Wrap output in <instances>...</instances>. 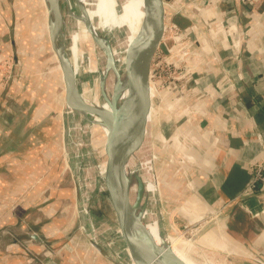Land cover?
<instances>
[{"label":"crops","instance_id":"0c3cea01","mask_svg":"<svg viewBox=\"0 0 264 264\" xmlns=\"http://www.w3.org/2000/svg\"><path fill=\"white\" fill-rule=\"evenodd\" d=\"M163 1L165 16L190 39L171 49H186L187 88L165 89L161 115L143 139L157 203L151 148L169 224L209 218L201 241L217 262L264 264V173L258 188L245 193L264 158V5ZM15 109L0 116V264H111L81 234H65L71 213L50 226L57 204L43 196L57 187L41 184L44 166L35 149L50 110Z\"/></svg>","mask_w":264,"mask_h":264},{"label":"rangeland","instance_id":"374dc122","mask_svg":"<svg viewBox=\"0 0 264 264\" xmlns=\"http://www.w3.org/2000/svg\"><path fill=\"white\" fill-rule=\"evenodd\" d=\"M71 3L73 5L74 0H71ZM137 5V10L134 13L139 20V12L141 17L143 16L142 0H138ZM64 8L63 5L65 23L75 22L73 18L65 14ZM175 20L174 17L167 15L164 18V23L167 26ZM94 24H96V20H94ZM47 25L48 12L44 0H0V28L3 26L7 28L5 35L0 33V38L4 36L3 46L0 44L2 46L0 48V116L5 114L2 112L6 109L7 112L9 109L16 111V106L22 108H29L31 105L38 108L43 106V110H50L47 118H44L47 121V126L42 127L39 131L40 133L36 136L39 145L35 146L36 150L40 149L37 157L39 162L41 157L42 167L44 166L43 176L40 177L41 184L50 183L57 187V189H52L51 192L43 196V199L49 198L50 203L56 202L57 204L56 209H53V205L51 208V211L54 212L50 226H56V223H60L71 213L69 227L65 230L66 235L79 233L87 241L94 237L104 240L102 235L108 239L109 236L107 235H115L116 219L101 174L106 160V136L99 125L93 123L88 127L87 130L91 135L88 137L87 148L89 163L81 160L80 166H78L79 160L76 158L79 157L74 158L75 155H72L73 153H70L67 148L69 145V121L64 100V83L56 57L50 47ZM114 31L111 37L107 36V38L111 48L118 49L124 43L127 31L124 27ZM98 32L101 34L100 31ZM165 40L171 43L168 41L169 39ZM64 42L69 43V41ZM161 48L164 50V45ZM99 51L101 52L91 37L80 35L77 90L87 97L89 103L102 101L103 91L100 90V79L97 80L95 72L98 59L102 58L101 55V57L98 56ZM121 57L123 58V54ZM156 64L157 60H155L153 67ZM161 84L162 82L155 83L159 95L155 91L152 92L151 122L156 120L153 116L160 117L164 106L166 92H164V88H159ZM19 85L22 86V89L18 87ZM12 88L16 89L19 94L15 96ZM2 92L5 95H1ZM90 118L91 114L76 112L75 120L79 129L83 122H87ZM11 120L15 121V119ZM158 120L162 121L164 117ZM159 126H162L161 123ZM151 156L153 157V154ZM47 158L49 160L45 166ZM152 162L154 167L153 158ZM89 166L93 170L94 177L86 179L87 173H85L84 168ZM154 176L159 195L158 216H160L161 221H159L158 227L160 234L165 240H176V246L197 264H225L224 262H217L216 260L219 258L216 259L212 255L213 253L210 254L209 246L202 244L201 234L209 229V223H207L209 218L199 220V222L194 221L189 225L172 226L171 223L169 224L170 217L166 213L167 210L163 208L160 176L157 177L156 174ZM86 183L88 186L90 185L91 189L90 202L86 211L93 221L88 230L83 227L81 218V193L78 202L75 198V190L80 192V186L86 185ZM43 219L44 222L45 218L43 217ZM185 226L187 229L184 228Z\"/></svg>","mask_w":264,"mask_h":264},{"label":"water","instance_id":"95a60500","mask_svg":"<svg viewBox=\"0 0 264 264\" xmlns=\"http://www.w3.org/2000/svg\"><path fill=\"white\" fill-rule=\"evenodd\" d=\"M44 2L48 12V38L62 74L66 106L75 112L97 115L104 120V124L99 125L106 129L103 183L115 215L116 224L125 239L132 262L134 264H184L171 252L169 247L163 249L154 242L150 232L141 222V217L137 214L136 204L132 206L129 204V181L125 174V165L132 153L143 142L146 128L148 129V138L150 136L149 72L152 58L160 48L163 36L164 1L142 0V20L138 32L125 54L129 92L120 104L117 103L116 95L117 98L119 96L116 92L109 111L88 105L80 99L75 72L70 58L64 50L63 0H44ZM74 2L76 3L75 0ZM86 25L88 29V22ZM98 31L91 32L89 35L105 55L107 63L113 66L114 58L109 40L105 34L101 31L100 34ZM151 168L155 174L152 160ZM77 194L79 198L80 192ZM89 240L91 246L110 263L120 264L113 260L94 239Z\"/></svg>","mask_w":264,"mask_h":264},{"label":"bare ground","instance_id":"6f19581e","mask_svg":"<svg viewBox=\"0 0 264 264\" xmlns=\"http://www.w3.org/2000/svg\"><path fill=\"white\" fill-rule=\"evenodd\" d=\"M76 3L72 5L71 0H63L64 11L68 17L75 20L72 23H64L65 38L64 41H69L67 44L64 42V49L70 58L72 63L76 85H77V75L79 72L78 59H79V41L80 35L91 37L89 33L97 32L98 30L104 33L106 36L111 37L115 32L114 30L125 28L127 31V36L120 48L112 49V56L114 58L113 66L109 65L106 61L103 52L99 51L98 66L96 72V78L100 79V90L103 91L101 97V102L89 103L87 97L78 91L80 99L93 107L103 109L105 111L110 110V104L116 94L118 93V98L116 95L117 103L120 104L129 92L128 81L126 77V61L125 54L129 48L132 39L138 32L140 22L142 20L141 14L139 12V20L137 15L134 13L137 10L138 0H75ZM66 9V10H65ZM65 17V15H64ZM96 20V24H94ZM89 24V28H86V24ZM91 25V27H90ZM123 54V58L121 57ZM101 55V56H100ZM121 57V58H120ZM88 59V58H87ZM104 66V67H103ZM87 68V67H86ZM108 69V70H107ZM106 71V72H105ZM89 90V88H88ZM86 92V91H85ZM151 92V90H150ZM67 107V119L69 121V145L67 146L70 153L75 155L74 158L80 161L83 160L85 163H89V154L87 152L88 148V137L89 134L88 127L93 123L97 125L104 124V120L97 115H91V118L87 122H83V125L78 127V123L75 120L76 112ZM83 120V119H82ZM102 130L106 136V129ZM144 143L132 153L129 157L128 162L125 165V174L129 181V191L128 199L129 204L132 206L136 204L137 214L141 217V222L145 225L147 230L150 232L154 242L163 249L169 247L171 252L179 258L184 264H197L195 263L183 250L176 246V240L171 241L160 234L158 223L161 221L159 214V208L157 203V198L155 197V192L153 184L149 175L148 167L145 159ZM78 168V167H77ZM86 174V179L93 178L92 168H84ZM102 176L104 175V170H101ZM94 184V183H93ZM81 193V218L83 222V227L88 230L93 221L90 219V214L86 211L89 206L91 189L90 185L80 186ZM115 235H107V239L102 235L103 239L94 237L93 239L98 242L109 256L119 262L120 264H134L131 260L129 252L127 250L125 239L117 226L114 225ZM109 241V243H108ZM121 256V257H120Z\"/></svg>","mask_w":264,"mask_h":264},{"label":"built area","instance_id":"2783aa9c","mask_svg":"<svg viewBox=\"0 0 264 264\" xmlns=\"http://www.w3.org/2000/svg\"><path fill=\"white\" fill-rule=\"evenodd\" d=\"M243 2L245 0H242ZM251 3H261L264 5V0H249ZM172 43L170 47H167V40ZM190 37L186 34L182 33V30L174 23L168 24L167 26L164 24V31L161 40L160 48L154 54L151 64H150V72H149V86L152 92L156 90L155 83L162 82L159 88L167 89L171 85L175 86L178 90L182 91L187 88L186 82V49L185 47H179L175 53L171 52V49L176 50L179 44L183 43L186 40H189ZM164 45V50L161 46ZM155 60H157L156 66L153 67ZM157 95L158 92H157ZM157 99V98H155ZM154 159V154H153ZM264 173V158L260 163L255 164L253 168V175L249 183L245 188V193L252 192L258 188L259 182L263 179ZM187 229V227H184Z\"/></svg>","mask_w":264,"mask_h":264}]
</instances>
